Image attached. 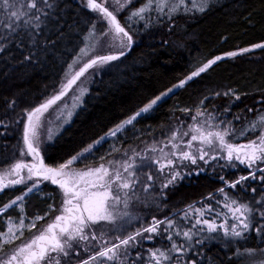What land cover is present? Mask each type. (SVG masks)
I'll return each instance as SVG.
<instances>
[{
	"label": "snow or ice",
	"instance_id": "obj_1",
	"mask_svg": "<svg viewBox=\"0 0 264 264\" xmlns=\"http://www.w3.org/2000/svg\"><path fill=\"white\" fill-rule=\"evenodd\" d=\"M82 3L96 16L83 46L67 64L58 87L16 117L21 121L19 157L0 168V192L16 185H24V190L0 204V218L5 222L0 230V264H216L205 254L210 241H223L222 246L233 249L232 257L243 264H264V95L259 97L257 109L248 108V115L243 110L232 111L245 94L235 89L212 92V97L233 99L226 106L209 110L205 96L197 106L183 108L191 123L179 120L175 125H162L159 139L143 141V147L139 143L125 147L124 143L128 139L139 141L145 135L141 130L136 136V126L165 103L174 89L206 73L223 57L250 49L264 51V41L204 60L63 162L46 163L42 147L70 122L90 91L81 79L85 74L103 71L106 65L113 67L111 62L120 61L131 51L141 28L167 24L171 29L181 15L204 13L213 6L212 0ZM57 7L58 0H0V52L13 42L20 49L27 44L26 59L32 61L35 55L38 60L46 46L54 43L45 31L51 28ZM98 21L103 24L100 29ZM101 50L103 54H99ZM69 92L73 93L71 107L63 102ZM10 103L15 105V99ZM50 109L56 113L54 120ZM8 123L12 121L0 119V125ZM105 145L107 150L100 154ZM90 157H95V162L84 164ZM209 168L225 173H217L222 186L198 201L150 219L133 210L140 205L166 208L168 191L185 177L198 176ZM241 168L245 171L239 172ZM226 169L238 174L229 178ZM45 181L59 186L61 205L53 202L42 214L29 216L26 198L41 193ZM243 191L254 195L248 198ZM12 208L19 214L7 215ZM41 221L44 223L36 233L22 239ZM254 237L259 244L248 247Z\"/></svg>",
	"mask_w": 264,
	"mask_h": 264
},
{
	"label": "trees",
	"instance_id": "obj_2",
	"mask_svg": "<svg viewBox=\"0 0 264 264\" xmlns=\"http://www.w3.org/2000/svg\"><path fill=\"white\" fill-rule=\"evenodd\" d=\"M58 4L51 16V28L45 31L54 43L46 46L38 60L35 55L32 61L26 59L27 44L25 49H20L13 42L0 52V119L12 121L0 125V168L19 157L21 121L16 117L22 115L23 108L41 102L54 87H58L67 64L83 46L91 21L96 19L82 0H58ZM212 4L204 13L181 15L171 29L167 24H156L147 30L141 28L132 50L121 57V64L91 85L82 107L48 146L46 163L63 162L69 154L79 151L149 98L177 83L204 60L264 41V0H212ZM102 27L98 21L97 28ZM228 89L245 94L236 102L233 112L243 110L251 115L248 108L257 109V101L264 95V51L255 58L239 55L218 61L206 73L194 77L170 94L165 103L146 115V119L140 120L135 135L139 136L143 130L145 135L142 137L150 141L154 135L160 134L162 125H175L179 120L191 123L183 108L197 106L205 96L209 98L205 101L209 110L226 106L233 97H212L209 94ZM12 99H15V105L10 103ZM132 141L128 139L124 143ZM105 149L106 145L100 153ZM91 160L95 162L96 158L87 159L89 163ZM217 173L225 174L219 168L216 172L209 168L198 176L186 177L185 181L179 182L168 192L165 214L169 209H182L185 204L198 201L202 195L221 187ZM226 174L230 177V169H226ZM256 187L259 191L258 183ZM22 189L0 194V204ZM50 190L58 193L56 187L50 186ZM242 194L248 198L254 195L249 191ZM258 244L259 240L254 237L247 246L256 247ZM209 245L205 254L209 260L215 259L216 264H243L232 257L233 249L222 246L223 241H210Z\"/></svg>",
	"mask_w": 264,
	"mask_h": 264
},
{
	"label": "rangeland",
	"instance_id": "obj_3",
	"mask_svg": "<svg viewBox=\"0 0 264 264\" xmlns=\"http://www.w3.org/2000/svg\"><path fill=\"white\" fill-rule=\"evenodd\" d=\"M260 51H261V49H250L248 52L238 53L236 56L243 55V56H246V57H253V58H255V57L258 56V54H260ZM99 54H103V51L101 50ZM236 56H234V57H236ZM227 58H233V57H223L221 60L227 59ZM120 61H121V58H120ZM120 61H113V62H111V64L113 65V67L109 68L106 65L104 67V70L103 71H99L98 70L97 72L93 73V75H91V76H88V74H85V77H82L81 79L84 80L86 86L90 88L91 85H94L95 81L98 80V79H100L107 71H109L112 68H116L117 66H119L121 64ZM89 71L91 72L92 70H89ZM74 89H75V86H74ZM176 90L177 89H174L173 92L176 91ZM88 93L89 92H87L84 95V97H83V103H84V100H85L86 96L88 95ZM72 95H73V93L72 92H69L68 96H66V97L63 98V102L64 103H67L69 105V107H71L72 101H71L70 97ZM59 103L60 102H58V104ZM83 103L80 104L79 107H77L74 110V114L71 117V120L74 117V115L77 113V111L82 107ZM55 107L56 106H53V108H55ZM49 112L51 113L52 118L54 120L55 119V116H56V113L52 109H50ZM149 114H146V115H149ZM45 115L47 116L48 113H46ZM71 120H70V122H71ZM69 123H67V124H65L63 126V130L56 136V138L64 131L65 127ZM154 136H155V138L159 139V133L157 135H154ZM55 139L53 141H51V142L45 143L44 146L42 147V151L45 152V155H46V151H47L48 146L50 144L54 143ZM143 141H148V140H147L146 137H142V138L139 139V141H132L131 143L130 142L125 143V147H127V145L133 144V143H139L140 144V147H143ZM105 150H107V145H106V149ZM100 154H103V153H100ZM45 162H46V159H45ZM93 162L94 161L91 160V163H89L87 160H85L83 163L84 164H92ZM81 166H83V165H81V164H78L77 165V167H81ZM244 171H245L244 168L239 169V172H244ZM237 174H238V172L236 170L230 169V177L229 178H234ZM185 180H186V177L183 180H181L180 182H183ZM50 186L56 187L58 189V193H53L50 190ZM40 187L42 189V192L41 193H37V194H34V195L30 194V197L26 198L27 199L26 208H27V212H28V215L29 216L33 215L34 212H39V213L42 214L45 211L46 206L52 204L53 202L56 204L57 207H60V205H61V192L59 190V186H57V185H55V184H53V183H51L49 181H45L44 184L41 185ZM18 189H22V191H23L24 190V185H16L14 187V189H12V188L5 189L0 194H4L6 191L7 192H11L13 190H18ZM45 194H48V195L45 196ZM217 199H219V197H217ZM208 202H212L211 199ZM39 203H41V204L38 205ZM164 203H165V200H164ZM41 205H42V207H39ZM214 207H216L215 204H214ZM133 210L141 213L144 217H147L149 219H150V216L151 215H157V216L166 215L165 214L166 213L165 208H157V207L150 206V205H140V206H136V207H134ZM18 214L19 213H18V210L16 208L10 209L9 212L7 213V215H12V216H16ZM53 215H55V213H53ZM47 220H48V217H45V221H47ZM43 223H44V221L38 222L37 223V228L36 229H31L29 232H26L25 233V237H23L22 239L29 238L33 233H36ZM4 226H5V222H4V220L2 218H0V230L1 229L3 230ZM153 246H154V243H153Z\"/></svg>",
	"mask_w": 264,
	"mask_h": 264
},
{
	"label": "flooded vegetation",
	"instance_id": "obj_4",
	"mask_svg": "<svg viewBox=\"0 0 264 264\" xmlns=\"http://www.w3.org/2000/svg\"><path fill=\"white\" fill-rule=\"evenodd\" d=\"M1 193V192H0Z\"/></svg>",
	"mask_w": 264,
	"mask_h": 264
},
{
	"label": "water",
	"instance_id": "obj_5",
	"mask_svg": "<svg viewBox=\"0 0 264 264\" xmlns=\"http://www.w3.org/2000/svg\"><path fill=\"white\" fill-rule=\"evenodd\" d=\"M128 54V53H127Z\"/></svg>",
	"mask_w": 264,
	"mask_h": 264
}]
</instances>
